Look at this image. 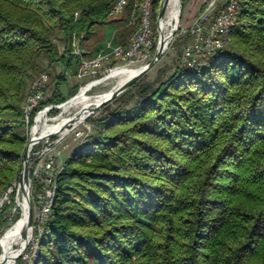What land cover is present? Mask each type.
Masks as SVG:
<instances>
[{
  "label": "trees",
  "instance_id": "16d2710c",
  "mask_svg": "<svg viewBox=\"0 0 264 264\" xmlns=\"http://www.w3.org/2000/svg\"><path fill=\"white\" fill-rule=\"evenodd\" d=\"M114 2L0 0V196L23 167L32 80L45 60L60 64L45 103H64L75 44L111 20L110 39ZM231 36L206 66L181 65L157 87L141 77L88 118L98 135L65 161L32 264H264V0H240ZM119 102L134 105L109 108Z\"/></svg>",
  "mask_w": 264,
  "mask_h": 264
},
{
  "label": "built area",
  "instance_id": "2783aa9c",
  "mask_svg": "<svg viewBox=\"0 0 264 264\" xmlns=\"http://www.w3.org/2000/svg\"><path fill=\"white\" fill-rule=\"evenodd\" d=\"M153 3L154 0H115L110 8L109 18H118L132 4L133 12L130 23H135L138 18L139 28L125 44H115L109 41L95 58L87 59L84 49L75 44V54L82 58L78 73L79 79L95 75L101 69L108 72L120 65L133 62L145 52L149 53L152 50L156 43ZM213 5L214 2L195 20L189 31L191 39L181 53V65L190 70L206 66L215 58L220 57L230 42L232 31L237 24L240 0H226L216 13L211 10ZM49 81L50 74L47 71L38 75L32 81L23 107L28 136L27 145H29L30 152L31 190L34 189L37 193L35 197L32 193L34 206L32 231L38 235H35L36 240L18 259L6 256L2 240L9 228L5 229V227L7 221L9 225L12 224L11 227L13 226V220L21 207L18 193L15 206L7 209L11 206L13 191L16 189L18 192L19 190L15 182L0 196V264H32L33 258L37 256L38 243L44 232V226L52 214L56 180L63 167L55 166V155L51 152L50 145L54 142V137L60 140L69 134V127L60 129L55 136H51L57 129L49 130V126L58 124L62 115V113L54 115V111L61 109L64 104H44ZM4 230H6L5 233H3Z\"/></svg>",
  "mask_w": 264,
  "mask_h": 264
},
{
  "label": "rangeland",
  "instance_id": "374dc122",
  "mask_svg": "<svg viewBox=\"0 0 264 264\" xmlns=\"http://www.w3.org/2000/svg\"><path fill=\"white\" fill-rule=\"evenodd\" d=\"M182 1H183V6L181 8L180 17H179V28L173 35V38L171 39L169 46L165 50L162 57L142 77L143 82H146V83L156 82V87H157L159 85V81L167 80L176 71L177 68L181 67V60H180L181 53L184 47L189 43L191 39L189 31H190L191 26L195 22V20L199 18L203 12H205V10L210 6L212 2H214V5L212 6L211 10H213V12L216 13L222 8L226 0H182ZM128 12H129V9H126L125 12L121 14L118 18L112 19L118 22V24L121 26L123 25V23L125 24L124 27L122 26L120 32L122 33V35L125 37V40L127 41H129L134 35V33L137 31L135 24L126 25ZM175 16H176V12H174L171 15V17L168 19L167 24H166V29H165L166 32L172 30V27L174 25ZM111 26H112L111 20L108 24L98 26L96 28L94 36L90 40L85 41L84 46H82V48L84 47V49L93 51L98 45H100L103 42L104 35L105 36L111 35L113 31ZM159 37H160V34L158 30V19H157V26H156V33H155V41L157 44L159 41ZM231 39H232V36H231ZM231 39L225 51L231 49ZM54 40L57 46L59 47L60 52L62 53L64 50V41L60 39V37H55ZM154 54L155 52H153L152 50L149 53L145 52L143 56L136 58L133 62L123 64L121 65V67H129V68L142 67L143 65L149 63L153 59ZM87 59H91V58L88 56ZM62 70H63V67L60 64L49 65V62L47 60L43 62L42 71H47L50 74V81L46 88L45 101L47 100V98L51 97L54 91L56 75L60 74ZM116 70L117 69L113 71H116ZM111 71L112 70L105 72L104 69H101L100 72L96 73L95 75H92V76H89L83 79H79L78 77L77 78L69 77L68 81L62 86V92H63V95L67 98L65 102L67 103L69 100L70 101L67 103V106L64 109L61 108V109H57L54 111V115H60L62 113L59 119L60 122L58 124L62 122H66L70 117L75 115V112H76V110L74 109L75 102H72L71 99L75 95H77L80 92V89L82 87L84 88L86 84L89 85L95 80L105 78L100 83L95 85L91 90L83 93L80 97H78L77 101L83 100L88 95L109 92L116 85V82H117L115 78L110 77V74L113 72ZM75 86H79V89L77 90L75 95L70 97V95L74 92ZM45 101H44V104H47L45 103ZM120 104L125 105L127 107H132L134 105L133 102H129L126 104L119 102V103L110 104L109 108L113 109L115 107H118ZM93 115L95 116L96 119L101 116L100 113H97V114L95 113ZM70 129L71 131L69 132V134H67L63 139L59 140L58 137H54V142H52V144L50 145L51 152L55 155V166L57 168L63 167L65 161L68 159V157L72 154V152L76 148L85 144L91 138V136L98 135L95 124L88 122V120L83 121L77 126L71 125ZM50 173L51 172H49V174ZM16 182H17L16 187H18L19 183L18 181ZM18 193H19V190L17 194ZM32 193L34 197L37 194L34 189L33 191H31V194ZM23 200L24 199L22 195V202ZM20 206L21 207H19L18 214L15 216L13 223H16V221L18 220V217L22 218L23 216L24 208L22 205ZM11 225L12 224L9 225L7 221L5 229L10 228ZM5 231L6 230H4L3 233H5ZM25 233H26V229H24L20 234L22 235V237H24ZM35 240H36L35 231L34 232L32 231L29 244L27 245L26 248H28L29 245L33 244ZM11 242L12 244L15 245V247H17L16 236L15 237L12 236Z\"/></svg>",
  "mask_w": 264,
  "mask_h": 264
},
{
  "label": "bare ground",
  "instance_id": "6f19581e",
  "mask_svg": "<svg viewBox=\"0 0 264 264\" xmlns=\"http://www.w3.org/2000/svg\"><path fill=\"white\" fill-rule=\"evenodd\" d=\"M174 12H176V16L174 19V25L172 27V30L179 27V17H180V12H181L180 0H170L166 15L160 21L161 32H162V35L166 39H168L170 37V34L172 32V30L166 32V30H165L166 24H167L168 19L171 17V15ZM143 66H145V65H143ZM142 67L129 68V67H121V65H120V66L114 68L113 70H115V69H117V70L116 71L112 70L113 72L111 71L112 73L110 72L111 74L110 73L109 74H110V77L115 78L117 82H116V85L109 92L99 93V94L96 93L93 95H88L83 100L77 101L78 97H80L83 93L91 90L95 85L100 83L105 78L95 80L94 82H92L89 85L86 84L87 85V86L85 85L86 87L85 86H84V88L82 87L80 93L76 97L71 99L72 102H75L74 109L76 110L75 116L77 118L74 125L77 126L78 124L82 123L84 121L85 116L88 113V110H90L93 105H96V104L100 103L101 101H103L110 94V92H112L115 88L120 86L128 78L132 77L134 74L139 72V70ZM70 118L66 122H62L60 124L49 126V130H55V129L59 128L60 126H62L63 124L69 123ZM22 189H23L22 187L19 188V195H20L19 201H20V205H22L24 208L23 216L20 220H18L19 222L16 221V223H14L13 226L8 229L4 239L2 240V243L4 244V248L6 250V256L11 257V258L16 257L17 255H19L23 251V249L25 248V246L27 245V243L31 237L30 231L27 228V216H28V195H27V191H28V186H26V188H25L26 192L24 194L22 193ZM22 195H23V199H24L23 202H22ZM24 229H26L25 234H27V235L26 236L24 235V237H22V235L20 233ZM12 236H14V237L16 236V238H17V243H16L17 247H15V245L12 244V242H11ZM12 248L14 250H12Z\"/></svg>",
  "mask_w": 264,
  "mask_h": 264
},
{
  "label": "water",
  "instance_id": "95a60500",
  "mask_svg": "<svg viewBox=\"0 0 264 264\" xmlns=\"http://www.w3.org/2000/svg\"><path fill=\"white\" fill-rule=\"evenodd\" d=\"M170 0H163L161 3V7L158 13V30H159V41L156 47V51L154 54L153 59L145 64V66H143L139 72H137L136 74H134L132 77L128 78L125 82H123L120 86H118L117 88H115L112 92H110V94L100 103L96 104L95 106H93L90 110H88L87 115L84 118L85 120H88L89 117H91L93 114L97 113L104 105L108 104L109 102H111L112 100H114L116 97L120 96L123 92H125L127 89H129L132 85H134L141 77H143L155 64L156 62L162 57V55L164 54L165 50L167 49V47L169 46V43L171 41V39L173 38V35L175 34V32L178 30V28L172 30L170 37L168 39H166L161 32V28H160V21L165 17L168 6H169ZM183 6V1L180 0V9ZM82 89V88H81ZM80 89V91H81ZM80 93V92H79ZM78 93V94H79ZM77 94V95H78ZM77 95H75L74 97H76ZM73 97V98H74ZM66 102H64L63 104H65ZM76 116H72L70 118L69 123H65L62 126H60L59 128H57V130L51 134V136H55L60 129H65L68 128L69 132L71 131L70 126L74 125V123L76 122ZM18 183H19V188H23L22 189V193L24 194L26 192L25 188L26 186H28V191H27V195H28V216H27V228L30 231V234L32 232V227H33V201H32V194H31V176H30V152H29V145L26 146L25 152L23 154V167L18 179ZM21 218V217H20ZM27 234H25L26 236ZM29 243V241H28ZM27 243V245H28ZM27 245L25 246V248L23 249V251L17 255L16 257H14L15 259H18L21 254L25 251Z\"/></svg>",
  "mask_w": 264,
  "mask_h": 264
},
{
  "label": "crops",
  "instance_id": "0c3cea01",
  "mask_svg": "<svg viewBox=\"0 0 264 264\" xmlns=\"http://www.w3.org/2000/svg\"><path fill=\"white\" fill-rule=\"evenodd\" d=\"M113 25L117 26V29L114 31V33L112 34V36L108 40H106L105 35H104L103 42L100 45L106 44L109 41L116 42V41H119V40H124V42H126V43L128 42L127 40H125V37L124 36H121L122 33L120 32L122 26L124 27L125 24L123 23V25L121 26V25L118 24V22H115ZM83 46H84V44H83ZM83 49H84V47H83ZM84 51L86 52V54L89 57H91V58L94 57V56L91 55L94 50L93 51H90V50L84 49Z\"/></svg>",
  "mask_w": 264,
  "mask_h": 264
}]
</instances>
